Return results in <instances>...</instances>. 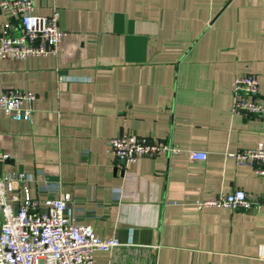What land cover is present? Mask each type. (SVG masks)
I'll return each mask as SVG.
<instances>
[{
	"label": "crops",
	"instance_id": "1",
	"mask_svg": "<svg viewBox=\"0 0 264 264\" xmlns=\"http://www.w3.org/2000/svg\"><path fill=\"white\" fill-rule=\"evenodd\" d=\"M54 8L56 55L0 59V91L34 95L31 122L0 111V174L24 172L39 199L57 184L76 222L115 238L95 264H264V175L226 155L264 148V111H230L238 74L264 107V0H34ZM122 132L178 151L124 163L106 152ZM236 188L260 206L193 204Z\"/></svg>",
	"mask_w": 264,
	"mask_h": 264
},
{
	"label": "built area",
	"instance_id": "2",
	"mask_svg": "<svg viewBox=\"0 0 264 264\" xmlns=\"http://www.w3.org/2000/svg\"><path fill=\"white\" fill-rule=\"evenodd\" d=\"M33 9L34 0H0V12L12 19L0 25V59L57 54L65 35L58 25V11L54 8L49 15H39ZM33 97L31 91L20 88L0 91V111L7 119L31 122L33 110L22 103ZM230 111L244 116L264 111L255 75L233 77ZM177 151L166 141L132 132L116 134L106 141L107 154L124 163ZM187 155L190 159H205L203 151L189 150ZM226 155L237 164L248 165L255 174L264 175V148L260 144ZM6 157L0 151V161ZM26 180L22 171L0 174V264H95L94 251H109L118 245L115 238H102L92 226L76 222L68 195L55 196L57 184L46 183L45 197L39 199L29 195ZM193 204L197 209H256L261 202L236 188L197 199Z\"/></svg>",
	"mask_w": 264,
	"mask_h": 264
}]
</instances>
